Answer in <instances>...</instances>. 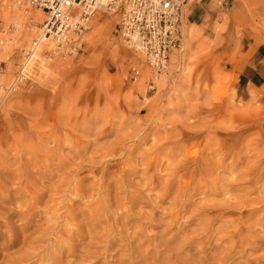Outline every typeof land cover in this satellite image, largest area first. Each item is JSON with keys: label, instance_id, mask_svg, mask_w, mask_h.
<instances>
[{"label": "rangeland", "instance_id": "1", "mask_svg": "<svg viewBox=\"0 0 264 264\" xmlns=\"http://www.w3.org/2000/svg\"><path fill=\"white\" fill-rule=\"evenodd\" d=\"M23 2L0 0V264H14L33 248L49 253L59 234L34 240L48 227L69 237L72 252L52 247L62 264H89L93 232L78 237L65 216L122 240L117 229L124 206L153 224L123 228L138 264H264V82L254 81L245 66L264 47V0L188 4L182 50L160 73L114 40L118 16L100 13L88 20L74 56H58L49 39L33 54L28 78L10 84L43 18ZM164 186L170 190L159 198ZM97 201L104 213L95 219ZM181 204L187 207L182 214ZM172 215L175 224L165 230ZM146 230L158 239L148 241ZM23 238L34 243L27 247ZM115 247L97 255L96 264L129 259ZM35 260L25 264L46 263Z\"/></svg>", "mask_w": 264, "mask_h": 264}, {"label": "built area", "instance_id": "2", "mask_svg": "<svg viewBox=\"0 0 264 264\" xmlns=\"http://www.w3.org/2000/svg\"><path fill=\"white\" fill-rule=\"evenodd\" d=\"M23 1L26 7L43 16L40 30L51 38L54 43L52 51L61 58L77 53L89 19L100 13H112L118 16L114 40L140 52L144 56L143 65L160 73L165 70L170 57L182 50L183 9L198 0ZM32 51V47L27 49L25 58ZM130 70L131 73L138 71L133 67Z\"/></svg>", "mask_w": 264, "mask_h": 264}, {"label": "bare ground", "instance_id": "3", "mask_svg": "<svg viewBox=\"0 0 264 264\" xmlns=\"http://www.w3.org/2000/svg\"><path fill=\"white\" fill-rule=\"evenodd\" d=\"M24 3V2H23ZM24 6L26 5L25 3L23 4ZM36 11V10H35ZM40 35H39V33L37 34V37L34 39V41H36V43L33 45V43L27 48V49H30V47H32V49H33V51L30 53V55H28V57L27 58H25L22 62H21V64H17V66H16V69H15V72H14V75H13V78H12V81L13 82H10V84H13L15 81H19V80H23V79H25V78H28V76H27V72H30L31 71V68H33V66H32V64H31V61L33 62V59H32V56H33V54H35V52H37V51H39V50H37V49H40V47L41 46H43L42 44H46L47 42H49V39L51 40V38L50 37H41V36H45V35H43V32H42V30H40ZM40 40V41H39ZM33 41V42H34ZM37 41H39V44H37ZM52 41V40H51ZM39 45H41L40 47H39ZM45 47V46H44ZM43 47V48H44ZM42 48V47H41ZM41 50H43V49H41ZM40 53V52H39ZM38 53V54H39ZM144 57V56H143ZM149 69V68H148ZM150 70V69H149ZM21 71V73H19ZM151 71V70H150ZM151 72H155V71H151ZM156 73V72H155ZM15 85H17V83L15 84ZM9 88V87H8ZM9 92H11V91H9ZM8 91L7 92H5V93H9ZM5 93H3V94H5ZM2 94V95H3ZM51 132V131H50ZM59 135V134H58ZM54 136V135H53ZM58 138H59V136H58ZM249 174V173H248ZM185 188H182V189H180V191H181V194H180V192L178 193V194H180V197H182V198H184V196H185V190H184ZM169 190H170V187L169 186H164L163 188H162V194H161V197H159V198H163V196H165L168 192H169ZM150 191V189H146V192H149ZM132 192V191H131ZM133 192H139L140 194H142L144 191H142V190H134ZM119 193V192H118ZM145 194V193H144ZM148 195V194H147ZM159 196V195H158ZM179 198V197H178ZM94 199V198H93ZM92 199V200H93ZM156 199H158V197H156ZM135 200V198H134V193L132 194V195H129V202H133ZM182 202H183V199H180ZM56 201V200H55ZM160 201H161V199H160ZM179 201V200H178ZM184 201H185V199H184ZM186 202V201H185ZM55 203V202H54ZM53 203V204H54ZM57 203V202H56ZM99 202L97 201V203H96V205H95V207H94V209L92 210L94 213H93V216L95 217V219H97L98 217H99V215H101V213H104V209H103V205L101 204V203H99ZM181 203V202H180ZM93 204H95V202H93ZM102 206H101V205ZM104 204V203H103ZM124 205V204H123ZM55 206H57V205H55ZM92 206V205H91ZM151 206H153V205H151ZM58 207V206H57ZM57 207H56V209H57ZM122 207V206H121ZM154 207V206H153ZM54 209V208H53ZM106 209V208H105ZM151 209L153 210V208L151 207ZM173 209V208H172ZM186 209H187V207L185 206V205H183V204H181V205H179V212L182 214L183 212H185L186 211ZM252 209V208H251ZM55 210V209H54ZM75 210H77V209H75ZM107 211H108V209H106ZM129 211V209H127V207L125 208V206H124V208L121 210V213L118 215L119 217H121L122 218V220H121V223H120V225L118 226V228L119 229H117V230H119V234H121V239L122 240H116L115 238H110V234L108 233V234H100V232L98 231V227H97V225H95V224H93V223H86V224H84L83 226H75L76 224H72V218L70 217V216H68V215H66L65 216V218H64V221H65V223L66 224H71V225H73V229H71L70 227H67L66 229H71V232L72 231H74V232H76L77 233V236L79 237V236H84V234L83 233H85L86 235H87V233H90V232H93V235H91L90 237H86L88 240H89V243H88V245H89V250H91L92 252V254H93V257L95 258L92 262H90L89 264H96L97 263V261H98V258H97V255H104V254H106V256H107V254L108 253H110V251H112V249H113V247H115V245H118V247H120V249L121 248H123V249H121V251L123 252V250H126V252H127V254L129 255V259H125V258H122V259H120L119 261H117V262H119L120 264H138V263H136L135 262V260L133 261V257H131V253H136V251H133L132 252V249L131 248H129V245H127L126 244V242H124V239H127V232L125 233L126 235H123V233L125 232V230L127 229L126 228V226L127 225H133V223L134 222H136V221H140L142 224L141 225H144V226H146V228H148V227H153V224H152V222H150L151 220H149V217L147 216H145L144 217V215H143V218L140 216V217H138V218H136V217H134V216H131L130 215V212H128ZM140 211V210H139ZM252 211V210H251ZM253 212V211H252ZM90 213V212H89ZM88 213V214H89ZM108 213H109V211H108ZM169 213L170 212H168V215H169ZM250 213V212H249ZM147 214H149V213H147ZM149 215H151V214H149ZM171 215V214H170ZM177 215V214H176ZM117 216V215H116ZM47 217H50V215H48ZM109 217V216H108ZM114 217H115V214H114ZM152 217V216H151ZM20 218H21V220L22 221H24L25 223H28L29 222V218L27 217V216H25L24 214H22L21 216H20ZM52 218V217H51ZM55 218H57L58 219V217L56 216ZM89 218H91V217H89ZM171 219H170V222L168 223V224H166L165 226V230H168V231H171V224L175 221V219H176V217H174L173 215L170 217ZM103 219V218H102ZM89 220V219H88ZM92 220V219H91ZM109 220V218H107V220L106 221H108ZM111 220H113V219H111ZM110 220V221H111ZM149 220V221H148ZM153 220V219H152ZM157 220H159V218L157 219ZM262 220H264V219H262ZM52 221V220H51ZM63 221V222H64ZM154 221V220H153ZM261 221V220H260ZM57 222V221H56ZM94 222V221H93ZM99 222V221H98ZM113 222V221H112ZM140 222H139V224H140ZM161 222V221H160ZM177 222V221H176ZM237 222V221H236ZM236 222H235V224H236ZM242 222V221H241ZM253 222H255V221H253ZM154 223V222H153ZM183 223V222H182ZM209 223H210V221H209ZM208 223V224H209ZM233 223H234V221H233ZM262 223H264V222H262ZM107 224V223H106ZM105 224V225H106ZM110 224H111V222H110ZM162 224H163V222H162ZM173 224H175V223H173ZM242 224V223H241ZM259 224V223H258ZM261 224V223H260ZM44 225H46V224H44ZM48 225V224H47ZM58 225V224H57ZM61 225V224H60ZM102 225V224H101ZM100 225V223H99V226H101ZM160 225H161V223H160ZM160 225H159V228H160ZM243 225V224H242ZM256 225V224H255ZM262 225H264V224H262ZM25 226H27V225H25ZM29 226V225H28ZM62 226V225H61ZM106 226H110V225H106ZM105 226V228H107L108 229V227H106ZM148 226V227H147ZM162 226V225H161ZM237 226V225H236ZM261 226V225H260ZM114 227L115 226H113L112 224H111V226L109 227V229L110 230H112V229H114ZM129 227V226H128ZM181 227V226H180ZM208 227V226H207ZM238 227H239V225H238ZM247 227V226H246ZM46 228V227H45ZM101 228H102V226H101ZM123 228H125V230H123ZM182 228V227H181ZM221 228V227H220ZM237 228V227H236ZM240 228V227H239ZM238 228V229H239ZM249 228V227H248ZM57 229V228H56ZM54 227H48V229L47 230H43L42 229V231L41 232H39L40 233V239H39V237H38V239L36 238V237H34V240H36L37 242L38 241H42L43 240V238H44V236L45 235H47L48 233H51V234H53L52 232H54V234L55 235H57V234H59L61 237H62V239L61 240H57V238L55 237V239L53 240V241H51V244H49V242H47L50 246V251H49V253H45V254H43V255H40V253H38V251H37V248H33V250H32V253H28V251L25 253V255H23V256H21V254H20V252L18 253V255L20 254V256L21 257H19L18 259L19 260H17V262H15L14 264H25L26 262L28 263V261L30 260V259H32V258H35L36 260L35 261H43V262H46L47 264H62V262H61V259L62 258H60L59 256H58V253L56 252V251H54L53 249H52V247L53 248H57L58 247V249H59V247H62V246H66V249L68 250V251H71L72 252V245H70V244H68L67 243V240H69V237H67V233L65 232V231H63V230H59V227H58V230H56ZM61 229V228H60ZM68 229V230H69ZM107 229H106V232H107ZM108 229V230H109ZM151 229V228H150ZM173 230H174V227L172 228ZM17 230H20V229H17ZM128 230V229H127ZM136 230H137V228H136ZM140 230V229H139ZM143 230H145V228L143 229ZM205 231H207L206 229H204ZM203 230V231H204ZM67 231V230H66ZM70 231V230H69ZM114 230H112V232H113ZM235 231V230H234ZM19 232V231H18ZM131 232H132V229H131ZM140 232H141V230H140ZM143 232V231H142ZM145 232H147V233H144V234H147V235H145L146 236V238L148 239V241H149V239H151V240H153L154 241V239H152V238H156L155 236L153 237V235L151 234V235H148V231L146 230ZM160 232V231H159ZM215 232V231H214ZM217 232V231H216ZM215 232V233H216ZM227 232V231H226ZM231 232V231H230ZM103 233V232H102ZM111 233V232H110ZM130 233V232H129ZM132 233H134V235H135V232H132ZM132 233L130 234V236L132 235ZM174 233H176V232H174ZM183 233V232H182ZM249 233V232H248ZM72 234V233H71ZM159 234V233H158ZM158 234H157V236H158ZM181 234V233H180ZM207 234H208V232H207ZM222 234V233H221ZM220 234V235H221ZM230 234H232V233H230ZM50 235V234H49ZM155 235V234H154ZM164 235V234H163ZM178 235H179V233H178ZM225 235H226V233H225ZM239 235V234H238ZM70 236V235H69ZM87 236H89V235H87ZM119 236V235H118ZM142 236V235H141ZM173 236V235H172ZM171 236V237H172ZM214 236V235H213ZM245 236V235H244ZM248 236V235H247ZM14 237V239H15V236H13ZM17 237H19V236H17ZM116 237V236H115ZM135 237V236H134ZM207 237V236H206ZM205 236H204V238H206ZM225 237H227V236H225ZM231 237H232V235H231ZM229 238V239H233V240H235L234 238ZM249 237V236H248ZM20 238V237H19ZM18 238V239H19ZM59 238V237H58ZM175 238V237H174ZM176 238H177V236H176ZM183 238V237H182ZM204 238L203 237H200V238H198V242H200V241H203L204 240ZM228 238V237H227ZM238 238H240L239 236H238ZM246 238V237H245ZM17 239V238H16ZM51 239H52V237H51ZM75 239V238H74ZM77 239V238H76ZM135 239V238H134ZM140 239V238H139ZM139 239H138V241H139ZM156 239H158V238H156ZM172 239V238H171ZM223 239V238H222ZM13 240V239H12ZM48 239H47V237L44 239V241L46 242ZM140 240H142V239H140ZM174 240V239H173ZM172 240V241H173ZM197 240V239H196ZM206 240V239H205ZM204 240V241H205ZM18 241V240H17ZM71 241V240H70ZM74 241V240H73ZM77 241V240H76ZM75 241V242H76ZM153 241H152V243H153ZM171 241V240H170ZM8 242V241H7ZM15 242V241H14ZM75 242H72L73 243V245H74V243ZM84 242H86V241H84ZM135 242V241H134ZM145 242V241H144ZM169 242V241H168ZM167 242V243H168ZM222 242V241H221ZM239 242V241H238ZM247 242V241H246ZM245 242V243H246ZM17 243V242H16ZM23 243L24 244H26L27 245V247H30L34 242L32 241V240H30L29 238L26 240V238H23ZM142 243V242H141ZM147 243V242H146ZM151 243V242H150ZM165 243V242H164ZM164 243L162 244V242H161V244L164 246ZM166 243V244H167ZM201 243V242H200ZM248 243H249V241H248ZM42 244V243H41ZM166 244H165V246L164 247H166ZM169 244V243H168ZM173 244V243H172ZM182 244V243H181ZM202 244V243H201ZM230 244V243H229ZM9 245V244H8ZM47 245V244H46ZM141 245V244H140ZM144 245H148V244H144ZM152 245V244H151ZM234 245V244H233ZM236 245V244H235ZM242 245V244H241ZM245 245H247V243L245 244ZM77 246V245H76ZM133 246V245H132ZM153 246V245H152ZM174 246H178V245H174ZM33 247V246H32ZM48 247V248H49ZM135 247H137V246H135ZM171 247V246H170ZM180 247H181V245H180ZM183 247V246H182ZM236 247V246H235ZM6 248H7V246H6ZM44 248V247H43ZM116 248V247H115ZM114 248V249H115ZM173 248V247H172ZM135 249V248H134ZM137 249V248H136ZM179 249H181V248H179ZM235 249V248H234ZM63 250V249H62ZM64 250H65V248H64ZM138 250V249H137ZM164 250H166V251H168L167 249H164ZM169 250L171 251V250H174V249H170L169 248ZM232 250V249H231ZM61 251V250H60ZM94 251H96V252H94ZM139 251V250H138ZM137 251V252H138ZM46 252V251H45ZM59 252V251H58ZM70 252V253H71ZM75 251H73V253H74ZM79 252V251H78ZM87 252V251H86ZM85 252V253H86ZM118 252V251H117ZM144 252V251H143ZM148 252H149V250H148ZM156 252V251H155ZM160 252H162V251H160ZM175 252H177V251H175ZM182 252H183V250H182ZM23 253V252H22ZM69 253V252H68ZM67 253V254H68ZM113 253V252H112ZM119 253V252H118ZM164 252H162V254H163ZM184 253V252H183ZM67 254H64V255H67ZM88 254V253H87ZM91 254V255H92ZM124 254V253H123ZM142 254V253H141ZM161 254V253H160ZM165 254V253H164ZM175 254V253H174ZM173 254V255H174ZM180 254V253H179ZM223 254V253H222ZM229 254V253H228ZM231 254V253H230ZM229 254V255H230ZM69 255V254H68ZM67 255V256H68ZM83 255H84V253H83ZM125 255V254H124ZM137 255V254H136ZM136 255H134V259L135 258H137V257H135ZM140 255V254H139ZM139 255H138V258H140L139 257ZM85 256V255H84ZM116 256V255H115ZM148 256V255H147ZM161 256V255H160ZM163 256V255H162ZM161 256V257H162ZM180 255H178V257H179ZM219 256H222V255H219ZM6 257V256H5ZM65 257V256H64ZM77 257H79V255L77 256ZM81 257V256H80ZM110 257V256H109ZM125 257V256H124ZM149 257V256H148ZM173 258H174V256H172ZM228 257V256H227ZM82 258V257H81ZM97 258V259H96ZM118 258H119V256H118ZM143 258V257H142ZM142 258H140L141 260H142ZM152 258V257H151ZM220 258V257H219ZM222 258V257H221ZM8 259V258H7ZM102 259V258H101ZM131 259V260H130ZM153 259V258H152ZM161 259V258H160ZM63 260V259H62ZM82 260V259H81ZM112 261H113V259H111ZM115 260V259H114ZM117 260V259H116ZM137 260H139V259H137ZM140 260V261H141ZM143 260H145V258H143ZM142 260V261H143ZM150 260V259H149ZM172 260V259H171ZM175 260H177V259H175ZM220 260V263H221V259H219ZM218 260V261H219ZM34 261V260H33ZM151 261V260H150ZM157 261H159V260H157ZM163 261H164V259H163ZM180 260H178V262H179ZM67 262H69V261H67ZM144 262V261H143ZM153 262V261H152ZM152 262L150 263V264H152ZM173 262H174V259H173ZM31 264H32V262H30ZM29 263V264H30ZM34 263V262H33ZM45 263V264H46ZM66 263V262H65ZM113 263H116V262H114L113 261ZM118 263V264H119ZM145 264H146V262H144ZM144 263H142V264H144ZM148 263V262H147ZM156 263V262H155ZM180 263V262H179ZM182 263V262H181ZM186 263V262H185ZM44 264V263H43ZM109 264V263H108ZM140 264H141V262H140ZM154 264V263H153ZM156 264H158V263H156ZM183 264H184V262H183Z\"/></svg>", "mask_w": 264, "mask_h": 264}, {"label": "crops", "instance_id": "4", "mask_svg": "<svg viewBox=\"0 0 264 264\" xmlns=\"http://www.w3.org/2000/svg\"><path fill=\"white\" fill-rule=\"evenodd\" d=\"M251 78L258 83L264 82V47H257L245 61Z\"/></svg>", "mask_w": 264, "mask_h": 264}]
</instances>
